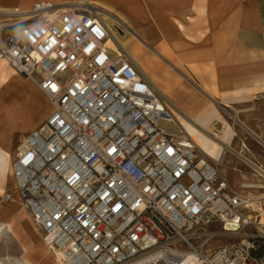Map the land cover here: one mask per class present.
I'll return each instance as SVG.
<instances>
[{"label": "built area", "instance_id": "1", "mask_svg": "<svg viewBox=\"0 0 264 264\" xmlns=\"http://www.w3.org/2000/svg\"><path fill=\"white\" fill-rule=\"evenodd\" d=\"M112 23L81 5L0 11V62L51 109L12 164L42 242L57 264H264V213L107 46Z\"/></svg>", "mask_w": 264, "mask_h": 264}, {"label": "crops", "instance_id": "2", "mask_svg": "<svg viewBox=\"0 0 264 264\" xmlns=\"http://www.w3.org/2000/svg\"><path fill=\"white\" fill-rule=\"evenodd\" d=\"M67 1L70 0H0V11L25 12L39 2L61 5ZM89 1L108 13L117 12L126 27L142 39L143 46L145 43L157 48L158 54L168 59L182 60L191 81L171 86L161 77L157 87L151 78L147 79L164 96L168 109L183 124L201 154L218 163L223 146L235 143L234 131L220 108L259 138L248 125L261 118L257 111L264 106V0ZM5 65L0 62V264H57L34 229L28 210L21 206L13 174L8 175L16 153L15 149L12 154L13 139L19 134L23 139L38 128L51 109L43 93L23 77L41 92L48 106L41 121L27 127L35 105L32 103L31 110L24 111L12 88L17 82L15 76H22L10 73ZM7 89L12 94L9 101L3 98ZM216 124L219 131L214 128ZM241 158L264 169V164L258 166ZM4 194H10L11 200L3 201Z\"/></svg>", "mask_w": 264, "mask_h": 264}, {"label": "rangeland", "instance_id": "3", "mask_svg": "<svg viewBox=\"0 0 264 264\" xmlns=\"http://www.w3.org/2000/svg\"><path fill=\"white\" fill-rule=\"evenodd\" d=\"M81 7L89 10L91 6ZM108 15H110L111 23L115 21L117 23L116 25L118 26V28H113L114 35L118 36L119 30L123 32L124 36L127 35L126 37H130V35L134 33V30L132 28H127L123 21L120 20V17L118 16L117 12L111 11L110 13H108ZM112 15L114 17H112ZM135 45L140 47L142 52L135 48ZM126 49L128 53L134 58L139 67L142 69L144 75L148 78H151V80H153V83L157 87H160L161 85V77L164 82L170 84L171 86L177 85L178 82L186 83V81H191L188 71H186L182 65V60L176 59L175 57H172V59H168L164 54H162L161 56L158 54L157 48L155 49L145 43L143 46L139 44L137 40H133V43L128 44ZM166 58L169 61H167ZM6 67L8 68L10 73L14 74V72L8 66ZM15 77L17 78V82L13 85L12 88H15V90L17 91V98L24 107V111L26 112L29 111V109L31 110L32 103L35 105L34 111L29 115L30 120L27 122V127H30L33 123L38 124L41 121L43 115L48 110L45 97L35 87L26 82L23 77ZM10 97H12V94L7 89L6 93H4L3 98L6 101H9ZM219 111L232 127L235 134V143L230 146H223V155L220 162L215 163L212 162L210 159L206 157L205 158L209 163L217 166L219 173L221 174V176H223L224 179H226L231 188L237 191L239 190V192L245 195H247L248 193H251L255 196L264 195V178L258 176L254 168L251 165L247 164L241 158L244 157L258 166L264 164V106L260 107L257 111L260 115L259 117L261 118H258L256 122H251L248 125L250 129L258 133V139L254 138L247 128L238 125L234 118L231 117L229 111L224 110L222 108H220ZM214 128L216 131L220 130V126L217 124L214 125ZM22 136L23 134H19L13 139L12 142L14 144V149L12 154L14 153L15 149L18 148L20 142L22 141ZM198 152L201 153L199 149ZM11 173L12 170L10 166L8 168V175ZM242 182H251L255 184L256 188L257 185L259 187L261 186V188L243 190L241 189V187H239ZM260 204L262 209H264V199L261 200ZM224 243L225 240H215L212 245H222Z\"/></svg>", "mask_w": 264, "mask_h": 264}, {"label": "bare ground", "instance_id": "4", "mask_svg": "<svg viewBox=\"0 0 264 264\" xmlns=\"http://www.w3.org/2000/svg\"><path fill=\"white\" fill-rule=\"evenodd\" d=\"M91 2L89 1V0H70V1H67V2H65V3H62L61 5H81V6H91L90 8H89V10H91L92 12H97L98 14H103V18H104V20L107 22V24L109 25V26H111V19H110V15H108V13H106L105 11H103L102 9H100V8H96V7H92V4H90ZM115 20H116V18H115ZM113 25V24H112ZM116 28H118V27H116ZM127 36V35H126ZM126 36H124V34H123V32L121 31V30H119V33H118V36L117 35H114L113 34V32L111 33V39H109L108 40V42H107V46L110 48V49H112L113 51H115V52H118V53H124L125 54V56L127 57V58H129L130 60H132V62L135 64V60H134V58L128 53V51H127V46H128V44H130V43H133V40H137L138 42H139V44H141L142 45V39L138 36V35H136L135 33H132L131 35H130V37L128 36V37H126ZM135 48H140V47H138V46H136L135 45ZM2 63V62H1ZM137 64V63H136ZM135 64V65H136ZM139 66V65H138ZM137 66V67H138ZM139 69V68H138ZM140 71H141V68L139 69ZM143 71H141V73H142ZM143 74V73H142ZM146 77V76H145ZM147 78V77H146ZM9 82V79L8 78H6L5 79V83H8ZM150 82V81H149ZM151 83V82H150ZM152 84V83H151ZM155 88V87H154ZM156 89V88H155ZM157 90V89H156ZM158 91V90H157ZM159 92V91H158ZM160 93V92H159ZM161 94V93H160ZM162 95V94H161ZM163 96V95H162ZM163 98H164V96H163ZM164 100H165V98H164ZM173 108H175L174 106H173ZM175 110H177L176 108H175ZM177 112H178V110H177ZM173 114V113H172ZM174 116V115H173ZM175 117V116H174ZM175 119H176V117H175ZM176 121H177V123H178V125L180 126V128L183 130V132L185 133V135L186 136H188L189 138H190V136L188 135V133L186 132V130L184 129V126H183V124L182 123H180L177 119H176ZM189 123H191L190 121H188ZM190 127L191 128H194L195 129V125L193 124V123H191V125H190ZM211 136H213L214 138H215V135L213 134V135H211ZM191 139V138H190ZM192 140V139H191ZM193 141V140H192ZM215 142H217L218 143V140H216L215 139ZM194 143V142H193ZM223 143V142H222ZM196 146V145H195ZM197 148V147H196ZM205 156H207V155H205ZM11 157V156H10ZM244 160V159H243ZM245 162H247L249 165H251L253 168H254V170H255V172L257 173V175L258 176H260V177H262V178H264V169H260V168H258V167H255L254 165H252V164H250L248 161H246V160H244ZM217 162V161H216ZM11 170H12V165H11ZM12 174H13V172H12ZM253 176V175H252ZM241 177H242V175H241ZM244 177V176H243ZM255 177V176H254ZM246 179V178H245ZM243 180V179H242ZM252 180H253V178H252ZM253 182V181H252ZM239 187H241L243 190L244 189H257L256 188V186H255V184L254 183H251V182H242L241 184H240V186ZM239 191V190H238ZM241 191V190H240ZM250 192V191H249ZM252 192V191H251ZM256 192V191H255ZM248 196V198H250V200H251V202L249 203V205H248V207L249 208H253L254 210H256V209H258V210H260L262 213H264V209H262V207H261V204H260V202H261V200L262 199H264V195H261V196H254L253 194H251V193H248L247 194ZM262 221H264V219H262ZM7 262V261H6Z\"/></svg>", "mask_w": 264, "mask_h": 264}]
</instances>
